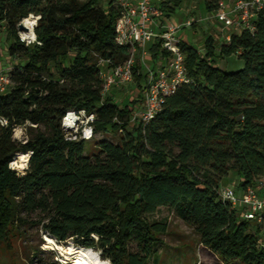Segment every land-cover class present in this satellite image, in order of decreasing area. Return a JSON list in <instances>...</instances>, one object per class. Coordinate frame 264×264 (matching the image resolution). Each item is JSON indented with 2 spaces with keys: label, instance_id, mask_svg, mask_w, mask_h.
I'll return each mask as SVG.
<instances>
[{
  "label": "trees",
  "instance_id": "obj_1",
  "mask_svg": "<svg viewBox=\"0 0 264 264\" xmlns=\"http://www.w3.org/2000/svg\"><path fill=\"white\" fill-rule=\"evenodd\" d=\"M181 1L160 0L161 23ZM223 1L203 0L204 8L213 14ZM119 13L115 0H0L7 52L19 59L2 69L9 85L0 93V244L10 249L20 227L35 226L110 264H147L168 229L166 219L148 216L166 207L223 264H264V221L245 220L218 196L230 171L240 190L264 178V0L253 29L229 33L219 46L210 35L201 50L181 41L188 81L163 95L148 122L132 125L144 88L140 62L133 68L140 97L123 106L102 93L98 66L129 56L115 41ZM29 14L38 16L36 41L26 44L17 24ZM148 51L151 61L169 57L157 37ZM231 55L241 68L216 64ZM69 109L92 112L93 132L119 133L118 142L101 139L99 153L85 156V140L67 139L61 127ZM16 126L24 140L13 139ZM23 155L19 174L10 163Z\"/></svg>",
  "mask_w": 264,
  "mask_h": 264
},
{
  "label": "built area",
  "instance_id": "obj_2",
  "mask_svg": "<svg viewBox=\"0 0 264 264\" xmlns=\"http://www.w3.org/2000/svg\"><path fill=\"white\" fill-rule=\"evenodd\" d=\"M159 2L160 0H115L120 12L114 25L115 41L118 45L129 48V56L118 65H111L108 59H100L98 62L100 77L103 80V94L132 81L133 68L137 59L144 68L142 99L131 112V124L148 122L160 110L163 95L188 81L178 32L182 27L190 26L192 21L186 20L181 25L158 24L162 17V11L158 7ZM261 2L262 0L223 1L219 3L212 17L226 29L235 28L236 31L241 28L253 29L252 19L261 6ZM26 18L34 19L35 26L38 16L29 14ZM157 27L160 29L158 32ZM23 32L18 30L20 41L26 44L36 41L33 32L31 40L25 39ZM156 37L160 40V48L167 51L169 57L163 66L151 67L144 60L149 57L148 48ZM224 39L229 40V34L224 36ZM8 85L9 78L0 69V93L4 92ZM93 120L92 112L84 109H69L60 123L66 132L67 139L89 140L93 135ZM0 122L6 123L5 120ZM218 196L221 200L239 208L245 220L257 224L264 221V178L248 186L240 195L236 194L232 188L222 185L218 190Z\"/></svg>",
  "mask_w": 264,
  "mask_h": 264
},
{
  "label": "rangeland",
  "instance_id": "obj_3",
  "mask_svg": "<svg viewBox=\"0 0 264 264\" xmlns=\"http://www.w3.org/2000/svg\"><path fill=\"white\" fill-rule=\"evenodd\" d=\"M191 1L192 0H182L175 8L174 12L170 14L169 18H164L163 23L175 24L183 20L184 13L187 9L192 10L191 16H194V19L197 18L199 14L204 15L203 1L200 0L198 3L194 4H192ZM193 18L188 19L193 20ZM210 21L219 23L213 19L212 16H208L207 22L204 21L198 25L196 21H193L191 23L193 25L192 27L191 25L185 26L179 30L178 34L184 35L183 41H186L192 47L202 49L204 37L208 36L210 32L217 34L216 31L219 29L216 27L218 26L217 23H214L216 25L213 27L210 25ZM223 29L227 31L226 28ZM212 35L210 36L214 39L215 45L219 46L223 39L220 38V35H218L216 39ZM226 35L227 33L225 36ZM7 44L6 30L0 24V69L3 70L14 69L16 63L19 62L17 57L14 58L9 56ZM149 59L150 58L147 57L144 62L149 63ZM215 61L220 68L226 71L237 70L243 65L242 60L234 55L221 58L216 57ZM135 84L134 79H132L131 82L125 85L113 88L109 91V94L112 95L115 103L119 106H123L131 99H139V92ZM129 124L132 125L131 123ZM118 136L119 133H114L110 130L93 132L92 137L84 141V155L87 157L97 155L99 153L97 147V142L99 140L106 139L116 143L118 142ZM12 137L16 141L24 140L26 137L23 127L16 126L13 129ZM19 159V157L17 160L13 159L10 166L19 174H22L24 173L28 159L27 156L22 162H20ZM17 164H19V166ZM239 182V175L234 171H230L229 174L222 179L221 185L232 188L236 194H238L240 192ZM148 218L151 220L166 219L168 229L166 234L160 236V241L154 244V256L149 259L147 264H223L200 246L197 235L192 228L177 218L170 209L161 207L156 213L149 215ZM45 235L46 234L35 226L20 227L17 234L10 240V249L0 244V264H71L75 255H64L63 250H65L64 247L72 244V242L57 243L54 240V243L48 244L44 239ZM96 254L102 264H110L108 260L102 259L99 256V252L96 251Z\"/></svg>",
  "mask_w": 264,
  "mask_h": 264
},
{
  "label": "bare ground",
  "instance_id": "obj_4",
  "mask_svg": "<svg viewBox=\"0 0 264 264\" xmlns=\"http://www.w3.org/2000/svg\"><path fill=\"white\" fill-rule=\"evenodd\" d=\"M23 24L26 27V31L23 32V37L25 39L31 40L32 39V32H33V28H34V19L26 18L23 21ZM25 159H26V155H23L20 157L19 160H20V162H22ZM17 165L19 166V164H17ZM44 239L48 244L54 243V239L48 235H45ZM64 248H65V250L62 249L64 251V255H71V254L75 255L73 262L71 264H102L94 249L84 248V247H76L75 248V246L72 244H70Z\"/></svg>",
  "mask_w": 264,
  "mask_h": 264
},
{
  "label": "crops",
  "instance_id": "obj_5",
  "mask_svg": "<svg viewBox=\"0 0 264 264\" xmlns=\"http://www.w3.org/2000/svg\"><path fill=\"white\" fill-rule=\"evenodd\" d=\"M200 0H192L191 2H192V4H194V3H198ZM203 1V0H202ZM203 9H204V12H205V14L204 15H201V14H199L198 15V17L197 18H193L194 16H191V13H192V10L191 9H187L186 11H185V13H184V19L183 20H181V21H178L177 23H175L174 25H181L183 22H185L186 20H190V19H188V18H193V20H191L192 22L193 21H196L197 22V24L199 25V23H202V22H207V17L208 16H213V14H210V13H207V11L205 10V8H204V6H203ZM161 22H158V24H160ZM214 23H217V22H214ZM213 23V21H210V25L211 26H215L216 24H214ZM165 24V23H164ZM217 25L218 26H216V27H218L219 29L216 31L217 32V34H215V33H212V32H210L209 33V35H212V36H214V38L216 39V38H218V35H220V38L221 39H224V36H225V34L227 33H233V32H237L236 31V29L235 28H232V29H227V31L226 30H224L223 29V27H221V24H219V23H217ZM220 25V26H219ZM193 25L191 24V27H192ZM183 28V27H182ZM194 29V28H193ZM214 29H216V28H214ZM160 29L157 27V32L159 31ZM219 33V34H218ZM180 36V38H181V41H183L184 40V35H182V34H180L179 35ZM205 38V37H204ZM200 46V45H199ZM201 50V49H200ZM150 58V57H149ZM150 60V59H149ZM151 67H156V66H163L164 64H165V60L164 59H156V60H150V62L148 63ZM142 68V67H141ZM141 71L142 72H144V68H142L141 69ZM140 104V101L137 103V105H139ZM136 105V106H137ZM134 108H135V105H134ZM242 191L243 190H240V192L238 193V195H240L241 193H242Z\"/></svg>",
  "mask_w": 264,
  "mask_h": 264
},
{
  "label": "water",
  "instance_id": "obj_6",
  "mask_svg": "<svg viewBox=\"0 0 264 264\" xmlns=\"http://www.w3.org/2000/svg\"><path fill=\"white\" fill-rule=\"evenodd\" d=\"M17 29H18L19 31H26V27L24 26L23 21H20V22L17 24ZM33 34H34V32H33Z\"/></svg>",
  "mask_w": 264,
  "mask_h": 264
}]
</instances>
